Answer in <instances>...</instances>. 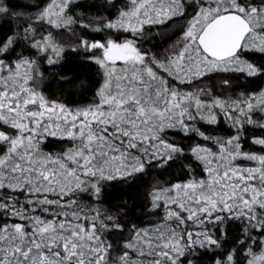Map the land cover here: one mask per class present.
Segmentation results:
<instances>
[{"label":"snow or ice","instance_id":"obj_1","mask_svg":"<svg viewBox=\"0 0 264 264\" xmlns=\"http://www.w3.org/2000/svg\"><path fill=\"white\" fill-rule=\"evenodd\" d=\"M78 6L52 0L25 11L0 0V17L14 24L0 36V264H199L218 249L214 264H264V151L242 144L246 125L264 131L255 118L264 116V89L226 94L233 77L264 79V0H129L115 18H77ZM176 21L184 23L167 47L142 46L146 28ZM45 25L68 29L76 42L58 41ZM113 29L131 38L109 35ZM66 47L102 71L92 102L69 106L39 88L40 60L54 66ZM214 76L220 94L194 87ZM221 114L234 135L208 131ZM169 132L203 143L186 149ZM57 136L70 146L46 151ZM252 142L264 147V136ZM178 163L188 178L157 181L149 193L163 217L132 224L123 247H114L107 236L124 230L119 216L127 212L100 209L105 189ZM229 225L238 230L230 250Z\"/></svg>","mask_w":264,"mask_h":264},{"label":"trees","instance_id":"obj_2","mask_svg":"<svg viewBox=\"0 0 264 264\" xmlns=\"http://www.w3.org/2000/svg\"><path fill=\"white\" fill-rule=\"evenodd\" d=\"M50 0H14V3L18 6V10L36 11L34 5L43 7L45 2ZM47 2V3H48ZM129 4V0H78V7L73 9V15L77 18L81 14H84L85 18L111 17L115 18L118 14V10ZM96 5L97 7H93ZM46 6V5H45ZM9 18L0 17V36L9 32V29L14 27V24L10 23ZM106 22V20H105ZM184 21H176L174 25H168L167 29L158 30L152 27L150 30L146 28L145 38L141 41V44L145 48L153 50H161L171 44L176 35H172V32L176 28L180 27ZM63 30V29H62ZM58 31L71 43H75V37L67 29ZM77 31L79 29L77 28ZM160 31L164 32V35L160 34ZM109 35H114L118 39H124L125 36L131 38V33H125L122 30L117 33L113 29ZM179 33L177 32V35ZM58 34H56L57 36ZM105 35L103 33L96 34L95 38L100 39ZM20 51V48H17ZM28 55V53H25ZM250 59L258 60V57H250ZM48 56H44L40 60V70L43 73L44 79L39 82V88L42 90L49 99H55L59 102L68 104L69 106L83 105L92 102V98L96 93L100 83H102V71L99 66L94 62L88 61L84 54H76V50L66 47L63 54V59L57 62L54 66L48 64ZM74 77V79H73ZM65 79H71V83H65ZM220 77H213L209 80L202 81L201 85L195 86H207L214 88L217 94H220L219 88ZM234 88L229 90L226 94H238L241 91H247L249 93L255 91L259 92L264 89V79H249V78H236L233 77ZM256 119H264V116L257 114ZM247 131L244 134L242 144L245 151H264V147L255 145L252 142L253 136H264V131L258 127L252 125H246ZM208 131L213 136L234 135L235 129H230L227 121L224 120L223 114L220 115V122L218 125L209 126ZM168 135L175 140L181 141L182 146L186 149L190 148L195 143H203L199 138L192 136L191 138L177 135L175 132H169ZM46 143V151L61 152L69 147L67 139L61 137H49ZM184 164L188 163V160L183 161ZM247 163V162H244ZM201 169L197 168V174H201ZM190 173L182 167L181 164H176L168 171L161 172L153 166L144 175L139 176L135 182H121L114 186H109L105 189L99 203L100 209H108L111 213H116L117 209H123L127 212V215L119 216V220L125 224V228L122 232H113L107 236V239L111 240L116 248H122L125 240L130 238L131 233L129 228L132 224H136L137 227H146L150 223H158L159 219L163 217V209L152 210L150 204V196L153 186L159 181L162 185L165 182H178L179 180H186ZM166 186V185H165ZM82 199L88 202L91 206H95L97 202L95 199H90L88 195H84ZM237 228L234 225L228 226V237L224 247L229 250L235 246V240ZM222 235V233H217ZM211 251L204 252L197 259L199 264H214L216 257L221 256L222 249L215 250V256L211 255ZM119 252H113V255H119ZM238 259L246 260L244 256V249L240 250ZM186 264V262H185Z\"/></svg>","mask_w":264,"mask_h":264},{"label":"rangeland","instance_id":"obj_3","mask_svg":"<svg viewBox=\"0 0 264 264\" xmlns=\"http://www.w3.org/2000/svg\"><path fill=\"white\" fill-rule=\"evenodd\" d=\"M48 2V1H47ZM47 2H45L44 3V5H43V7H45V5H47V4H49V3H51L52 2V0H50L48 3ZM42 7V8H43ZM44 31H48V30H51V31H53V34H54V36L56 37V39L58 40V41H60V42H62V43H65L66 45H71V43L64 37V33H60L59 31H58V29H49L48 27H47V25H45V28L43 29ZM63 30H65V29H63ZM62 30V31H63ZM68 30V29H67ZM56 34H58L57 36H56ZM68 48H71V47H68ZM97 54H99V53H97Z\"/></svg>","mask_w":264,"mask_h":264}]
</instances>
